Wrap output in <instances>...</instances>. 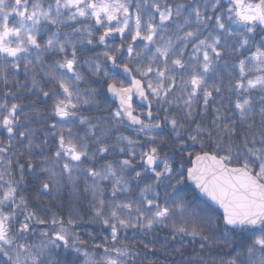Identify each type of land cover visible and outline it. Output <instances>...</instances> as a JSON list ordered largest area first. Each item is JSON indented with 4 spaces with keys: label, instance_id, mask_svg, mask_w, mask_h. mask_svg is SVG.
Listing matches in <instances>:
<instances>
[{
    "label": "snow or ice",
    "instance_id": "6c2138e0",
    "mask_svg": "<svg viewBox=\"0 0 264 264\" xmlns=\"http://www.w3.org/2000/svg\"><path fill=\"white\" fill-rule=\"evenodd\" d=\"M0 264H264V0H0Z\"/></svg>",
    "mask_w": 264,
    "mask_h": 264
}]
</instances>
